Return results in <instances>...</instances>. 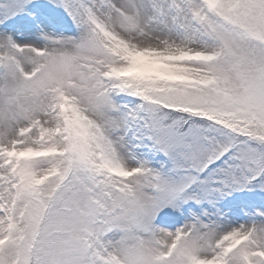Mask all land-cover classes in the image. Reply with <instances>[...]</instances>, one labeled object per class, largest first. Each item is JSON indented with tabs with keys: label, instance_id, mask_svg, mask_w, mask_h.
I'll return each mask as SVG.
<instances>
[{
	"label": "snow or ice",
	"instance_id": "obj_1",
	"mask_svg": "<svg viewBox=\"0 0 264 264\" xmlns=\"http://www.w3.org/2000/svg\"><path fill=\"white\" fill-rule=\"evenodd\" d=\"M0 264H264V0H0Z\"/></svg>",
	"mask_w": 264,
	"mask_h": 264
}]
</instances>
